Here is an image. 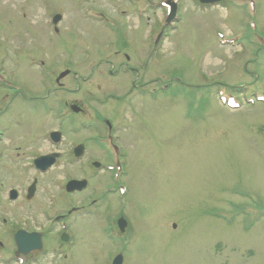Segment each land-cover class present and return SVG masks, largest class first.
I'll return each mask as SVG.
<instances>
[{
    "label": "rangeland",
    "instance_id": "rangeland-1",
    "mask_svg": "<svg viewBox=\"0 0 264 264\" xmlns=\"http://www.w3.org/2000/svg\"><path fill=\"white\" fill-rule=\"evenodd\" d=\"M0 131L1 189L37 179L49 219L86 206L75 244L36 264H264V0H0ZM53 152L36 173L30 159ZM71 178L88 189L66 195ZM37 213L17 221L43 227Z\"/></svg>",
    "mask_w": 264,
    "mask_h": 264
},
{
    "label": "flooded vegetation",
    "instance_id": "flooded-vegetation-1",
    "mask_svg": "<svg viewBox=\"0 0 264 264\" xmlns=\"http://www.w3.org/2000/svg\"><path fill=\"white\" fill-rule=\"evenodd\" d=\"M3 133L2 131H0ZM4 154V153H3ZM2 153L0 154V157ZM34 158L32 157L30 161L33 163ZM38 189H31L30 186L25 188H8L1 189L0 188V264H16V261L20 258L24 259L31 264H36L40 258H42L47 252L50 250V246L55 241H50L49 235L54 233L57 234L56 240L57 244L55 247V252L61 255L60 249H63L65 246L63 243V239L68 238V243H72L73 238H71L73 226L69 225L68 228L63 226L69 220V218L76 213L80 208H74V211L70 212L67 216L66 213L57 214L54 217L59 218V220H55V222H51L48 217H44V213L40 212L39 202H36ZM39 198V197H38ZM40 199V198H39ZM41 201V200H39ZM19 207L18 210H16ZM38 210V223L41 224L43 218L46 219V224L42 226H34L33 223V212ZM21 211L26 213L29 216L28 219L31 218L29 222L26 224L24 222H18L17 213ZM50 229L52 232H50ZM56 229L58 232L56 233ZM71 234V235H70ZM22 239L27 240V247H24L25 253L27 255H23L25 253H18L16 240ZM50 246H49V243ZM53 247V248H55Z\"/></svg>",
    "mask_w": 264,
    "mask_h": 264
},
{
    "label": "water",
    "instance_id": "water-1",
    "mask_svg": "<svg viewBox=\"0 0 264 264\" xmlns=\"http://www.w3.org/2000/svg\"><path fill=\"white\" fill-rule=\"evenodd\" d=\"M222 0H200V3L202 4H215L218 3ZM172 16H175V8L173 7L172 11ZM60 20V17L57 16L54 19V23L56 24ZM69 72L62 73L59 78L57 79V82H59L61 79H63L65 76H67ZM71 110L75 113H79L81 109L77 107L76 105L71 106ZM51 138L55 141V143H58L61 140V133H53L51 135ZM84 153V145H80L78 148L75 149V155L77 157H81ZM61 155L60 154H52L48 156L41 157L35 161V165L37 168L42 170L43 172L49 169L51 166H53ZM96 166H99L96 164ZM36 183L33 184L32 188L35 187ZM87 187V181H71L67 185V191L68 192H74V191H81ZM119 228L121 231L125 229L127 226V223L123 220L120 219L118 222ZM19 247L22 248V245L19 244ZM114 264H122V257L119 256L117 259L114 261Z\"/></svg>",
    "mask_w": 264,
    "mask_h": 264
}]
</instances>
